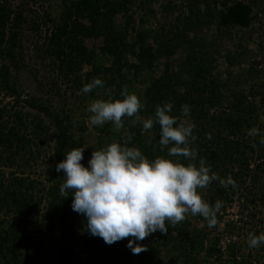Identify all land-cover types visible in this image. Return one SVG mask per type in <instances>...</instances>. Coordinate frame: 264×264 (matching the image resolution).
Masks as SVG:
<instances>
[{
    "label": "trees",
    "instance_id": "1",
    "mask_svg": "<svg viewBox=\"0 0 264 264\" xmlns=\"http://www.w3.org/2000/svg\"><path fill=\"white\" fill-rule=\"evenodd\" d=\"M59 1L56 17L42 22L32 17L35 11L31 6L26 8L18 0H0V92L16 103L9 108V103L0 106V264H155L151 256L163 247L180 264H264V245L254 251L248 244L249 233L264 232V222L262 227L250 226L257 208L264 206V145L259 143V135H248L252 128L264 134V89L257 81L261 73L253 66L245 72L243 84L249 85L248 93L231 88L216 71L220 46L202 38L212 25L217 30L249 28L253 22L252 2L256 0H182L183 6L172 0ZM134 7L144 10L138 23L130 12ZM152 20L156 27L151 26ZM43 27L44 43L38 52L58 61L60 75L73 74L72 83L78 89L91 82L94 74L101 73L105 88H113L103 100H123L121 92L126 89L144 104L139 112L142 120H155L156 106L170 102L171 115L180 122L195 124L198 139L191 147L198 158H205L220 177L230 175L237 183L235 189H224L214 182L201 190L210 206L222 201L215 226L209 227L199 215L187 214L183 221L168 226L166 234L157 231L156 236L140 241L146 250L139 254H133L128 247L131 237L108 245L86 230V217L71 207V193L67 198L60 194L64 173L57 172L56 166L68 151L86 146L94 134L88 129L89 119L74 125L73 110L66 111L63 104L55 105L40 97L22 99L19 87L24 36L29 31L38 35ZM98 38L102 39L98 51L89 49L86 40ZM180 52L182 56H178ZM224 58L233 64V57ZM85 62L92 71L83 81L75 67ZM127 71L132 72V77ZM138 77L143 89L134 86L133 79ZM237 85H241L238 80ZM49 86L54 88L57 82H49ZM92 95L95 97V89ZM21 102L37 111L31 119L32 113L24 111V107L19 109ZM183 104L190 105V118L182 116ZM90 129L96 132V144L91 146L89 141L81 161L84 165L88 163L87 155L92 157L93 151L112 142L136 147L150 160L157 156L177 159L168 157L170 146L161 151L158 123L144 131L140 121L132 117L125 119L119 131L111 122L92 125ZM47 132L52 133L53 144L44 183L25 173L34 155H41ZM209 133L211 139L207 138ZM180 159L187 164L183 157ZM3 168H9V173ZM234 200L239 206L235 223L241 227L234 223L227 226L236 240L222 251V238L217 233L220 214ZM27 225L43 230L50 244L44 257L41 243L34 241ZM246 226H250L249 232ZM80 241L89 251L86 259L76 250Z\"/></svg>",
    "mask_w": 264,
    "mask_h": 264
},
{
    "label": "clouds",
    "instance_id": "2",
    "mask_svg": "<svg viewBox=\"0 0 264 264\" xmlns=\"http://www.w3.org/2000/svg\"><path fill=\"white\" fill-rule=\"evenodd\" d=\"M103 86L100 78H93L81 92L87 94ZM121 95L123 100L92 101L87 108L91 113L90 123L103 126L111 122L117 131L124 127L125 119L132 117L140 121L144 131L158 123L161 151L170 146L168 157L177 159L157 156L150 160L136 147L112 142L93 151L85 166L81 161L86 147L74 148L56 166L57 172L64 173L60 194L67 198L71 193V207L86 217V230L92 236L102 238L108 245L131 237L128 247L133 254L146 250L138 241L157 231L166 234L168 226L183 221L187 214L199 215L209 227L215 226L222 201L210 206L202 198L201 190L214 182L224 189L229 186L235 189L236 181L230 175L220 177L211 170L205 158H198L197 151L191 147L198 139L194 134L195 124L180 122L178 117L171 115L172 103L157 105L155 120H142L139 112L144 104L140 98L126 89ZM190 112V105H181L183 117L190 118ZM248 135H259V143L264 145V134L258 128L250 129ZM207 138H212L210 133ZM181 157L187 164L181 162ZM248 244L251 248L264 245V232L249 233Z\"/></svg>",
    "mask_w": 264,
    "mask_h": 264
},
{
    "label": "rangeland",
    "instance_id": "3",
    "mask_svg": "<svg viewBox=\"0 0 264 264\" xmlns=\"http://www.w3.org/2000/svg\"><path fill=\"white\" fill-rule=\"evenodd\" d=\"M22 5L26 8L31 6L32 10L35 11V16L32 13V17L36 19V21H44L46 18L49 17L55 18L57 15V11L60 7L59 0H18ZM163 2L169 0H162ZM181 4L183 6L182 0H172ZM253 3V22L249 28H233V29H221L217 30L216 25H212L210 30L206 31L202 38L207 39L211 44L220 46L221 54L218 59L217 65V73L221 75L224 82H228L230 87H238L236 89H243L246 93L249 91V85L243 84V80L245 77V72L248 71L252 66L260 71L261 76L257 79L259 81L262 89H264V0H256ZM159 8V7H158ZM157 8V10H158ZM130 12H133L135 21L139 22V19L144 15V10H139L136 7L131 9ZM47 13L49 15H47ZM32 18V19H33ZM119 21L121 20V16H119ZM121 22V21H120ZM151 26L156 27L157 23L152 20ZM44 28V27H43ZM45 28L41 33L38 35H34L32 31L26 32L24 39H23V47H24V61H22V69L18 72L19 77V87L22 92V99L26 97H40L42 100L45 101H52L55 105H62L66 111H72V122L74 125L81 119L88 120L91 113L87 111L88 105L97 99L103 100L105 94H110L111 89H106L105 86L98 87L95 89V97L92 95V91L90 93L84 94L81 92V89H78L72 83L74 75L72 74L64 77V75H60L58 72V61L50 60L49 57L43 53H39L40 46L44 43L45 37ZM87 47L92 49L93 51H98L99 46L102 44V39H88L86 40ZM45 47V46H44ZM45 50V48H44ZM182 52L178 54V56H182ZM229 55V57H233L234 61L233 64H229L224 57ZM182 58V57H181ZM133 61V57L130 58ZM254 61L257 64L254 65ZM260 62L258 64V62ZM55 62V64H53ZM180 64V63H179ZM108 65V63H107ZM159 69H162V64L159 63ZM79 68V73L83 75L82 80H86L87 73L92 71V67L88 63H82L80 66L77 65L75 69ZM125 70H123L124 72ZM67 69L65 70L64 74L66 75ZM16 74V72H15ZM126 74L132 77V72L127 71ZM103 75L101 73L94 74L93 78H100L102 79ZM237 80L239 81L240 86L237 85ZM57 82V86L52 88L49 86V82ZM134 86L138 87L137 89H143L142 82L140 77L137 79H133ZM259 99V98H258ZM0 106H4L5 104L9 103V107L15 106L16 103L13 98L4 97L3 92H0ZM65 102V103H64ZM19 109L24 107V111H29L32 113L30 119L33 117L34 114L37 113L35 109H31L21 102L18 104ZM40 117H44L43 113L39 114ZM89 130L94 134L92 137L87 140L86 148L89 145V141L91 146L96 144V132L90 129L92 128V124L90 121ZM46 142L43 146V150L41 151V155L37 156L35 154L34 161H32V166L26 169V175L30 174L32 179L36 181L42 180L44 183H47V179L45 176L47 175L46 170L48 165L51 163V150L50 146L53 144L52 138L53 135L51 132L46 133ZM90 154L87 155L86 159L89 161ZM88 166V163L85 164ZM3 170L8 174L9 168H3ZM253 186V185H252ZM249 192L248 190H246ZM245 192V191H244ZM205 201L206 198H203ZM236 199V198H235ZM239 206L236 200H234L224 212H221L222 218L219 220V228H218V235L221 238L224 237H231L233 238L234 235L230 234L231 228L227 230L228 225H234L241 227V224L235 223L233 220L236 219V215H238ZM257 216L252 221V225H259L262 227L261 223L264 222V206L258 207ZM222 219L228 220L226 222V226H224ZM233 225V226H234ZM250 226H246L247 231L249 232ZM202 227V224L198 225V228ZM192 228V226L190 227ZM27 231L31 233L32 237L34 238L35 242L41 243V256L44 257L48 254L46 251L48 247H50L49 242L46 240L45 236L43 235V230L39 228V226L27 225ZM209 231V229H208ZM157 233H153L148 237H154ZM83 240H85V236H82ZM76 247L78 253L86 259L89 255V251L86 249L85 245L82 242ZM138 243L142 246V242L138 241ZM259 248V247H258ZM51 249V248H50ZM161 252L155 253L151 256V259L155 262V264H180L177 262L172 254H169L165 247L161 248ZM255 251V248H252ZM52 251V250H51ZM262 260V258H261ZM151 264V263H150Z\"/></svg>",
    "mask_w": 264,
    "mask_h": 264
},
{
    "label": "built area",
    "instance_id": "4",
    "mask_svg": "<svg viewBox=\"0 0 264 264\" xmlns=\"http://www.w3.org/2000/svg\"><path fill=\"white\" fill-rule=\"evenodd\" d=\"M229 208V207H228ZM239 218V212H238V215H236V219L235 220H233L234 222H236L237 221V219ZM222 222H223V224H224V226H226V222H228V220H223L222 219ZM232 240L233 241H235L236 240V238L235 237H233V238H229V237H224V238H222L221 239V241H220V244H219V248L222 250V251H226V249L228 248V246H229V244L232 242Z\"/></svg>",
    "mask_w": 264,
    "mask_h": 264
},
{
    "label": "water",
    "instance_id": "5",
    "mask_svg": "<svg viewBox=\"0 0 264 264\" xmlns=\"http://www.w3.org/2000/svg\"><path fill=\"white\" fill-rule=\"evenodd\" d=\"M83 258V257H82Z\"/></svg>",
    "mask_w": 264,
    "mask_h": 264
}]
</instances>
